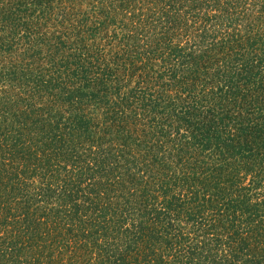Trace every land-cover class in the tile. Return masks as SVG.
<instances>
[{
	"label": "trees",
	"instance_id": "trees-1",
	"mask_svg": "<svg viewBox=\"0 0 264 264\" xmlns=\"http://www.w3.org/2000/svg\"><path fill=\"white\" fill-rule=\"evenodd\" d=\"M0 264H264V0H0Z\"/></svg>",
	"mask_w": 264,
	"mask_h": 264
}]
</instances>
